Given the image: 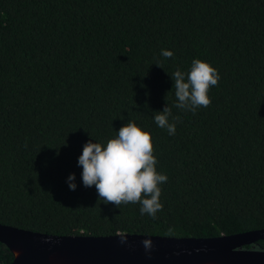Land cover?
I'll return each instance as SVG.
<instances>
[{
  "label": "trees",
  "instance_id": "trees-1",
  "mask_svg": "<svg viewBox=\"0 0 264 264\" xmlns=\"http://www.w3.org/2000/svg\"><path fill=\"white\" fill-rule=\"evenodd\" d=\"M193 59L220 79L210 106L182 111L171 76ZM166 106L181 118L174 135L154 122ZM129 121L167 176L155 218L82 183L84 144ZM0 223L93 236L264 228V0H0ZM12 260L0 242V264Z\"/></svg>",
  "mask_w": 264,
  "mask_h": 264
},
{
  "label": "clouds",
  "instance_id": "clouds-1",
  "mask_svg": "<svg viewBox=\"0 0 264 264\" xmlns=\"http://www.w3.org/2000/svg\"><path fill=\"white\" fill-rule=\"evenodd\" d=\"M161 55L168 59L174 53L167 49ZM160 67V64H156ZM162 68V67H161ZM173 80L176 103L174 107L182 111L195 112L200 107H208L211 100L208 96L210 87L217 86L220 79L218 70L207 62L193 59L187 72L177 69L171 76ZM170 118L173 122H170ZM179 116L172 115L169 106L154 115L155 124L174 135ZM158 161L153 155V144L148 132L143 131L134 122H127L116 136L106 144H84L82 154L78 158V166L82 167V183L84 187L95 186L98 200L104 204H113L119 208L122 204H140L141 214L155 218L163 205L160 203V184L167 181V176L157 172ZM75 174L67 177L66 183L70 190H76ZM121 235V243L126 242ZM146 250L152 247L150 240H144Z\"/></svg>",
  "mask_w": 264,
  "mask_h": 264
},
{
  "label": "water",
  "instance_id": "water-1",
  "mask_svg": "<svg viewBox=\"0 0 264 264\" xmlns=\"http://www.w3.org/2000/svg\"><path fill=\"white\" fill-rule=\"evenodd\" d=\"M121 235L126 242L121 243ZM264 239V228L217 237L116 233L52 235L0 223L9 264H264V250L244 248ZM150 240L146 250L143 241Z\"/></svg>",
  "mask_w": 264,
  "mask_h": 264
}]
</instances>
